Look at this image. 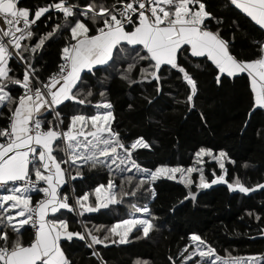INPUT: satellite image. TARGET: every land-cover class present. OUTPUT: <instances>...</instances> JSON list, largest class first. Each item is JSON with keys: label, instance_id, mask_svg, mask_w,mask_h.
Segmentation results:
<instances>
[{"label": "snow or ice", "instance_id": "snow-or-ice-1", "mask_svg": "<svg viewBox=\"0 0 264 264\" xmlns=\"http://www.w3.org/2000/svg\"><path fill=\"white\" fill-rule=\"evenodd\" d=\"M53 12L58 22L51 30L34 32L37 21L46 15L50 19ZM232 14L235 18H230ZM245 22L259 32L249 42L254 49L250 56L236 51L237 34ZM0 25V120L4 121L0 124V264H73L63 245L74 240L92 249L99 264H107L96 245L125 244L134 230L141 234L138 239L159 230V217L150 204L161 178L188 189L181 205L195 202L202 190L218 184L243 194L264 190V183L249 187L238 175H229L226 162H236L224 148L217 152L201 146L188 166L144 168L136 159L137 151L153 145L142 134L129 140L131 134L118 127L110 98L112 79H120L130 89L148 83L154 85V95L142 99L152 107L164 94L165 76L175 75L185 85L184 99L176 100V106L194 111L200 84L186 65L203 58L214 66L210 74L218 88L229 78L247 75L251 99L241 129L245 131L251 117L264 111V0H45L28 6H22V0H0ZM58 35L64 39L60 63L44 75L37 67V53ZM13 58L22 75L10 63ZM98 72L105 75L98 77ZM96 96L100 99L93 103ZM67 102L76 109L72 114L63 111ZM127 110L135 111L134 104L129 103ZM199 115L207 127V116L203 111ZM147 120L159 131H169L168 116L157 120L149 114ZM257 136L264 141V127ZM205 158L218 165L219 175L214 168L211 178L206 176ZM84 167L106 169L107 184L82 195L74 189L65 192L70 179L83 177ZM34 194L42 195L34 201ZM126 198L146 202L130 203L128 218L111 227H90L77 219L82 230H71L66 213L82 218L123 204ZM255 219L262 221L264 216L257 214ZM258 233L264 237V228ZM189 241L179 252V264H264V256L223 260L197 233H191ZM168 261L177 264L174 256ZM134 264L150 262L137 259Z\"/></svg>", "mask_w": 264, "mask_h": 264}, {"label": "trees", "instance_id": "trees-1", "mask_svg": "<svg viewBox=\"0 0 264 264\" xmlns=\"http://www.w3.org/2000/svg\"><path fill=\"white\" fill-rule=\"evenodd\" d=\"M44 3L45 0H22V6ZM230 18H235V15H230ZM57 22V15L53 12L50 19L47 15L41 17L33 31L38 34L46 33ZM258 37L257 28L245 22L243 30L237 34L236 51L242 56H250L254 49L249 47V42ZM25 43L35 41L26 40ZM63 43V37L58 35L37 53L40 57L37 67L43 68L44 75L56 70L60 63L59 50ZM10 63L22 75L23 69L15 63V58ZM196 65L200 67L197 68ZM186 66L200 84L197 107L190 112L183 104L176 106V100L184 99L185 85L175 75L170 79L165 76L164 94L152 107H149L142 97L154 95V85L145 83L130 89L118 78L110 82V98L116 107V115L120 121L119 129L131 134L129 140L142 134L153 145L151 149L137 151L138 163L151 169L160 164L188 166L192 164L193 155L199 147H210L217 152L224 148L236 162H226L225 166L231 177L238 175L249 187L264 183V141L257 136V131L264 127V111H257L251 117L247 129L241 132L250 109L247 75L242 74L238 79L229 78L223 88H218L210 74L214 67L210 62L203 58H193ZM96 75L102 77L105 73L98 72ZM98 99L100 97L96 96L93 103ZM129 103L134 104L135 111L127 110ZM75 110L71 102H67L63 109L66 114H72ZM201 111L208 118L207 127L201 123ZM149 114L157 120L161 115L168 116L169 131L161 132L155 124H150L147 120ZM3 123L4 121L0 120V124ZM205 161L207 177L211 178V170L214 168L217 175L220 174L214 161L209 158H205ZM245 164L248 167H245ZM132 174L135 175V172ZM72 175H75V171ZM193 177L197 179L198 175L193 174ZM107 180L106 169L89 170L84 167L83 177L70 179L63 190L71 194L74 189L75 194L82 195L98 184H107ZM116 180L118 183L119 177ZM155 187L158 195L150 207L159 217L156 222L159 230L150 233L148 238L139 239L137 237L141 235L140 232L134 230L125 244H109L106 248L96 245L107 264H134L137 259L148 260L150 264H169L170 255L174 256L179 264V252L190 243L191 233H197L211 243L222 258L264 256V237L258 233V228H264V220L255 219L257 214L264 216V190L257 189L243 194L238 190L230 192L226 185L218 184L211 189L202 190L195 202L187 200L181 205L179 201L188 191L183 184L161 178L156 181ZM192 190L195 191V188ZM41 195L34 194L33 200L40 199ZM133 202L143 204L146 201L142 198L136 201L126 198L123 204L110 206V209H100L95 213H86L82 218H74L72 213L66 215L70 220L71 230L74 231L82 230L76 222L77 219H83L90 227H111L118 220L128 218V214L132 212L129 204ZM173 207L175 212L170 210ZM248 212L253 215L249 216ZM30 234L31 229L24 233L25 241L29 239ZM63 247L73 264H99L98 258L91 256L92 249H88L84 242L74 240L64 243Z\"/></svg>", "mask_w": 264, "mask_h": 264}, {"label": "rangeland", "instance_id": "rangeland-1", "mask_svg": "<svg viewBox=\"0 0 264 264\" xmlns=\"http://www.w3.org/2000/svg\"><path fill=\"white\" fill-rule=\"evenodd\" d=\"M210 159V158H209ZM211 160V159H210ZM173 166H175V165H173ZM144 168H146V167H144ZM148 169H151V168H148ZM153 170L155 169V168H152ZM134 172V171H133ZM198 179V178H197ZM70 181V180H69ZM118 239V238H117ZM249 256H261V255H244V256H240V257H237V258H232V259H241V258H243L244 260H246L247 259V257H249ZM222 258V257H221ZM223 260H228L229 258H222Z\"/></svg>", "mask_w": 264, "mask_h": 264}, {"label": "built area", "instance_id": "built-area-1", "mask_svg": "<svg viewBox=\"0 0 264 264\" xmlns=\"http://www.w3.org/2000/svg\"><path fill=\"white\" fill-rule=\"evenodd\" d=\"M0 26H2V25H0Z\"/></svg>", "mask_w": 264, "mask_h": 264}, {"label": "water", "instance_id": "water-1", "mask_svg": "<svg viewBox=\"0 0 264 264\" xmlns=\"http://www.w3.org/2000/svg\"><path fill=\"white\" fill-rule=\"evenodd\" d=\"M117 244H119V243H117Z\"/></svg>", "mask_w": 264, "mask_h": 264}]
</instances>
